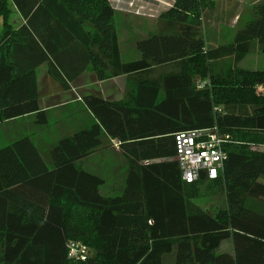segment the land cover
Listing matches in <instances>:
<instances>
[{"label": "trees", "instance_id": "trees-1", "mask_svg": "<svg viewBox=\"0 0 264 264\" xmlns=\"http://www.w3.org/2000/svg\"><path fill=\"white\" fill-rule=\"evenodd\" d=\"M214 3L171 0L146 18L109 0H0V123L46 125L42 63L63 90L85 69L130 82L121 100L80 96L93 121L49 144L47 162L28 135L0 145V264H71L68 240L88 246L80 264H162L172 251L174 264H264V70L237 65L254 42L264 51V0L229 43L207 46L202 13ZM213 127L228 135L218 177L182 181L174 133ZM108 139L127 161L117 196L79 165ZM203 182L222 190L223 208L194 203Z\"/></svg>", "mask_w": 264, "mask_h": 264}, {"label": "rangeland", "instance_id": "rangeland-1", "mask_svg": "<svg viewBox=\"0 0 264 264\" xmlns=\"http://www.w3.org/2000/svg\"><path fill=\"white\" fill-rule=\"evenodd\" d=\"M110 1L114 6L117 1L119 2V0ZM260 1L262 0H215L214 6L211 9H204L202 13L203 17L201 25L205 44L207 46H215L217 44L229 43L235 31L242 27L249 19L253 6ZM122 2L127 8L126 10H134L136 11V14L138 13L146 18H157L159 14L168 8L166 5H170L171 0H123ZM1 19L2 16L0 15V22ZM8 19L10 24L11 21L13 22L12 24H14L17 20L11 7ZM229 64L230 60L225 59L216 64V69H224ZM237 65L250 70H264V51H262L261 44L254 42L251 51L247 53ZM154 70V76H157L166 69L164 67H156ZM38 77L40 80V95L42 97V103L44 105L56 104V106L51 108L47 113V126L38 127L33 122L32 125L34 127L30 125L32 126V130L36 129V135L33 136L35 141L34 145L39 150L43 159L47 162L48 143L57 140L60 135H62L60 134V129L62 128L60 124L62 123L63 118H67L66 109H62L63 107L58 108V105L65 100V96L56 95L55 98L48 99L46 95L47 92H45V79L47 78L45 68L39 69ZM89 81H91V79ZM126 84L128 83L126 82ZM49 88L52 93L60 91L59 93L62 94L61 87L55 81H53L52 85H49ZM103 90V87L98 86L97 93L99 94V92L101 93ZM116 97L118 98L119 94L118 96L116 95ZM25 124L27 123L22 122L17 125L16 123H11L9 125L1 126L0 145L17 137L11 136L6 138L9 130H11L10 132H13V129L19 125L25 126ZM22 135L32 137V131H24ZM114 146H116V144H114ZM114 146L110 148H101L102 150L93 152L90 157H87L82 162V166H80L82 169L97 175L103 180L102 185L99 187V192L104 196H117L121 194V188L123 187L125 180L127 162ZM193 201L198 207L209 213H213L225 206V197L222 190L219 187H212L206 182L199 185L198 195ZM162 264H174L173 251L162 256Z\"/></svg>", "mask_w": 264, "mask_h": 264}, {"label": "crops", "instance_id": "crops-1", "mask_svg": "<svg viewBox=\"0 0 264 264\" xmlns=\"http://www.w3.org/2000/svg\"><path fill=\"white\" fill-rule=\"evenodd\" d=\"M122 1L123 0H119V2L117 1L116 5L114 6V5H112L111 1L109 0L111 6L115 10L122 11V12L136 13V11H134V10H126L127 8H126V6L123 5ZM11 8H12V12L16 15V19H17L16 23H14V24H12L13 22L11 21L12 27L15 28L23 22V19L13 6H11ZM150 17H152V16H150ZM1 28H2V19L0 22V31H1ZM41 68H45V71H46V63L40 64L35 69L37 90H38V104H39L40 108H42L43 110H45L48 113V111H50L51 108H54L56 106V104L44 105L42 103V97L40 95V80L38 77V71ZM90 79H91V81H89ZM53 81L54 80L47 74V78L45 79V85H46L45 92H47V94H46L47 98L53 99L56 97V95H64L65 96V100L58 105V108L63 107L62 109H66V115H67L66 116L67 118H63L62 123L60 124V126H62V128L60 129V134H62V135H60V137L63 135L69 134V133L73 132L74 130H77L81 127H84L85 125H87L93 121V117H92L91 113L88 112L81 105V103L79 101L80 96H82L85 93H93V94H96V95H98L104 99L117 101V100L123 99L124 93L126 91V85H128V84L130 85V82L128 81V77L126 75H119V76H115V77H111V78H107V79H103V80H97L94 73L91 71V69H85L75 79H73L70 83L69 89L63 90L61 88L62 94L59 93L60 91L52 93V91L49 88V85H52ZM88 81H89V83H88ZM126 82L128 84H126ZM98 86L104 88L103 92H101V93L99 92V94L97 93L98 92L97 91ZM119 87H120V89H119ZM106 89H107V91H106ZM75 92H77V93H75ZM118 94H119V97L117 98L116 95L118 96ZM22 122L27 123V124H25V126L19 125L15 129H13V132H10L11 130L8 129L9 133L7 134L6 138L7 137L9 138L11 136L22 135V133H24V131H27V132L32 131V137H30V138L33 140V142H35L33 136L36 135V129L32 130L33 118L31 115H24L22 117H17V118L2 122V123H0V127L4 126V125H9L11 123H16V125H17V124L22 123ZM30 125H32V126H30ZM29 126H30V128H29ZM45 126H47V123H46V125H44L42 127H45ZM10 140H12V139H10ZM108 141L109 142H108L107 148L113 147L114 144H116V146H114V147L120 152L121 156L124 159H126L125 156L118 149L117 143L114 140H110V139H108ZM52 142H54V141H52ZM52 142L50 141L48 144H50ZM99 150H102V149H96L93 152H98ZM92 153H90L88 156L81 159L79 162V165L82 166V162L87 157H90ZM126 173H127V170H126ZM123 186H124V184H123ZM122 189H123V187L121 188V190ZM220 247H222V246H220ZM223 248L225 250H230L229 242H226L224 244Z\"/></svg>", "mask_w": 264, "mask_h": 264}, {"label": "built area", "instance_id": "built-area-1", "mask_svg": "<svg viewBox=\"0 0 264 264\" xmlns=\"http://www.w3.org/2000/svg\"><path fill=\"white\" fill-rule=\"evenodd\" d=\"M170 6L171 3L167 7ZM173 137L174 160L182 181L194 183L201 174L208 180L218 177L223 167L224 142L228 140V135L219 133L213 127L177 131ZM66 253L71 264H80L87 260L89 248L79 240H68Z\"/></svg>", "mask_w": 264, "mask_h": 264}]
</instances>
